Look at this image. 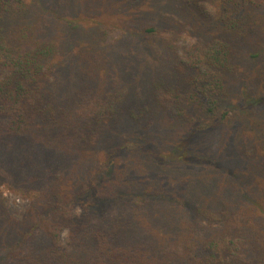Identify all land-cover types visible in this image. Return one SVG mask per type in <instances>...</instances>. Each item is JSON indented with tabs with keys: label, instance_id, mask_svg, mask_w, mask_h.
Listing matches in <instances>:
<instances>
[{
	"label": "trees",
	"instance_id": "16d2710c",
	"mask_svg": "<svg viewBox=\"0 0 264 264\" xmlns=\"http://www.w3.org/2000/svg\"><path fill=\"white\" fill-rule=\"evenodd\" d=\"M180 2L196 18L216 23L218 32L153 78L149 103L136 113L127 101V87L121 80L107 85L98 76L103 66L96 63L88 66L84 81L58 95L51 79L55 45L35 10L27 0H0V164L13 165L26 185L45 183L49 171L43 166L54 167L38 197L36 222L20 224L0 203V237L7 243L0 264H264V124L248 141L234 142V154L227 158L230 173H221L228 176L227 188L209 197L182 194L176 222L134 231L115 208L99 216L111 202L109 195L84 200L94 192L96 176L84 178L75 191L68 185L67 173L101 147L112 127L132 121L143 123L145 131L162 130L168 117L178 120L184 107L194 104L207 116L219 113L220 121L232 112L223 103L241 69L239 46L248 41L260 48L264 42V0ZM259 56L257 51L249 58ZM261 83L264 90V71ZM257 101L264 104V94ZM195 131L177 137L180 148L189 145ZM119 147L106 154V161L120 150L136 154L129 145ZM246 165L254 174H239ZM145 189L135 206L128 201L132 211L148 207L150 196L160 194L158 188ZM77 204L79 215L74 214ZM157 205L172 217L171 206ZM63 230L68 231L66 244Z\"/></svg>",
	"mask_w": 264,
	"mask_h": 264
},
{
	"label": "rangeland",
	"instance_id": "374dc122",
	"mask_svg": "<svg viewBox=\"0 0 264 264\" xmlns=\"http://www.w3.org/2000/svg\"><path fill=\"white\" fill-rule=\"evenodd\" d=\"M27 1L30 9L35 10L39 23L43 24L40 25L42 30L55 45L51 79L57 94L64 95L84 81L91 71H87L88 66L96 63L103 66L98 76L107 85L123 82L121 86L127 87L130 109L135 108L136 113L138 108L149 103L153 78L170 70L173 60L189 48L218 32L216 23L196 18L189 9L182 7L180 0ZM148 28H153V32H145ZM259 45L260 48L243 41L239 46L241 69L223 103L224 107L232 108L227 119L220 121L219 113L207 116L194 104L184 107V114L178 118L180 123L168 117V125L162 130L145 131L143 123L136 125L132 121L112 127L102 138L101 147L94 149L78 170L70 175L67 173L70 190L75 191L89 175L96 176L94 192L84 200L97 201L103 193L109 195L111 202L102 206L99 216L115 208L114 212L129 220V228L138 231L146 226L156 227L159 222H170L169 219L176 222L181 196L186 192L209 197L213 192L226 189L228 176L221 173H230L226 166L234 154V142L248 141L264 124V104L257 103L264 94L261 83L264 42ZM257 51L260 56L250 59L249 56ZM194 131L189 145L180 148L177 137L184 139ZM122 144L135 148L136 154L120 150L115 159L106 161V154L117 151ZM12 166L0 164V203L7 215L20 224L36 222L38 197L54 167L51 164L43 166L45 173L49 171L45 174V183L26 185ZM240 169L239 174H254L250 165ZM148 186L158 188L160 194L150 196L148 207L132 211L128 201H133L135 206L136 199ZM161 202L173 208L170 210L172 217L166 216L164 205L163 210L157 208ZM81 211L80 204L74 206V214L79 215ZM67 238L68 231L63 230V244ZM5 242L0 237V255L6 248Z\"/></svg>",
	"mask_w": 264,
	"mask_h": 264
}]
</instances>
